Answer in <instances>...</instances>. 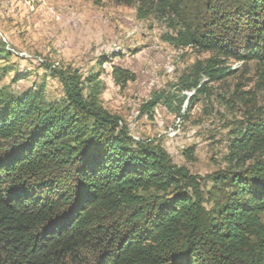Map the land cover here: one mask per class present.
<instances>
[{"label": "trees", "instance_id": "trees-1", "mask_svg": "<svg viewBox=\"0 0 264 264\" xmlns=\"http://www.w3.org/2000/svg\"><path fill=\"white\" fill-rule=\"evenodd\" d=\"M117 1L167 20L175 47L257 61L264 80V0ZM59 74L62 103L0 89V264H264V105L229 147L243 167L204 196L87 101L76 71Z\"/></svg>", "mask_w": 264, "mask_h": 264}, {"label": "rangeland", "instance_id": "rangeland-1", "mask_svg": "<svg viewBox=\"0 0 264 264\" xmlns=\"http://www.w3.org/2000/svg\"><path fill=\"white\" fill-rule=\"evenodd\" d=\"M137 8L117 0H0V89L39 90L62 103L59 71H76L87 101L117 117L133 141L163 148L207 196L212 175L243 167L229 147L263 108L261 65L175 47L162 38L176 33L169 22L140 19Z\"/></svg>", "mask_w": 264, "mask_h": 264}]
</instances>
